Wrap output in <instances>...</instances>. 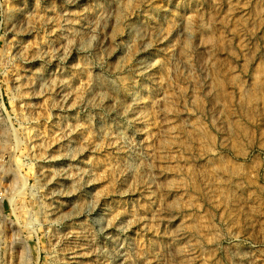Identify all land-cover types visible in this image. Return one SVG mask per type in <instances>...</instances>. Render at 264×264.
Segmentation results:
<instances>
[{"label": "rangeland", "instance_id": "rangeland-1", "mask_svg": "<svg viewBox=\"0 0 264 264\" xmlns=\"http://www.w3.org/2000/svg\"><path fill=\"white\" fill-rule=\"evenodd\" d=\"M0 264H264V0H0Z\"/></svg>", "mask_w": 264, "mask_h": 264}, {"label": "bare ground", "instance_id": "bare-ground-1", "mask_svg": "<svg viewBox=\"0 0 264 264\" xmlns=\"http://www.w3.org/2000/svg\"><path fill=\"white\" fill-rule=\"evenodd\" d=\"M22 250L26 251L27 250V247L24 245V243L22 242ZM29 261V260H28Z\"/></svg>", "mask_w": 264, "mask_h": 264}]
</instances>
